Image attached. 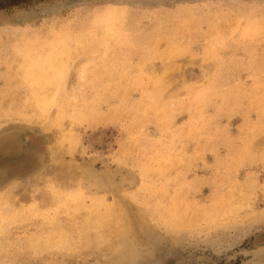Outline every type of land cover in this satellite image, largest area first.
<instances>
[{
	"label": "rangeland",
	"instance_id": "rangeland-1",
	"mask_svg": "<svg viewBox=\"0 0 264 264\" xmlns=\"http://www.w3.org/2000/svg\"><path fill=\"white\" fill-rule=\"evenodd\" d=\"M0 264H264V0H0Z\"/></svg>",
	"mask_w": 264,
	"mask_h": 264
}]
</instances>
